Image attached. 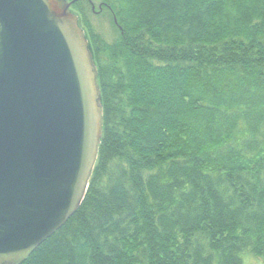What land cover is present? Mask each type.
Wrapping results in <instances>:
<instances>
[{"label": "trees", "instance_id": "16d2710c", "mask_svg": "<svg viewBox=\"0 0 264 264\" xmlns=\"http://www.w3.org/2000/svg\"><path fill=\"white\" fill-rule=\"evenodd\" d=\"M89 1L71 9L98 70V158L18 264H264V0H105L112 40Z\"/></svg>", "mask_w": 264, "mask_h": 264}, {"label": "water", "instance_id": "95a60500", "mask_svg": "<svg viewBox=\"0 0 264 264\" xmlns=\"http://www.w3.org/2000/svg\"><path fill=\"white\" fill-rule=\"evenodd\" d=\"M76 1L0 0V264L71 218L98 158L102 97Z\"/></svg>", "mask_w": 264, "mask_h": 264}, {"label": "rangeland", "instance_id": "374dc122", "mask_svg": "<svg viewBox=\"0 0 264 264\" xmlns=\"http://www.w3.org/2000/svg\"><path fill=\"white\" fill-rule=\"evenodd\" d=\"M91 2L90 8L88 6V16L90 23L96 32L103 35L106 39L112 40L115 33L111 24V20H109L108 15L105 14V11L97 12L101 2H105V0H91ZM93 4L95 5V9L92 8ZM242 258L244 264H263V260L261 258L255 257L249 251L242 253Z\"/></svg>", "mask_w": 264, "mask_h": 264}, {"label": "flooded vegetation", "instance_id": "af4514ba", "mask_svg": "<svg viewBox=\"0 0 264 264\" xmlns=\"http://www.w3.org/2000/svg\"><path fill=\"white\" fill-rule=\"evenodd\" d=\"M89 3H91V2L89 1ZM106 7L110 9V7L106 4V2H101V4L99 5V10L97 12L103 11L104 8H106Z\"/></svg>", "mask_w": 264, "mask_h": 264}]
</instances>
